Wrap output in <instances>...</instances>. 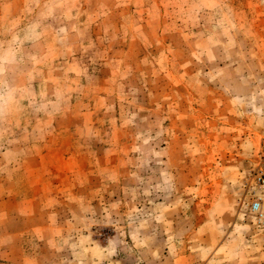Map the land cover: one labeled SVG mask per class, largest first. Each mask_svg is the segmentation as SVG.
I'll list each match as a JSON object with an SVG mask.
<instances>
[{
    "label": "rangeland",
    "instance_id": "1",
    "mask_svg": "<svg viewBox=\"0 0 264 264\" xmlns=\"http://www.w3.org/2000/svg\"><path fill=\"white\" fill-rule=\"evenodd\" d=\"M263 141L264 0H0V264H264Z\"/></svg>",
    "mask_w": 264,
    "mask_h": 264
},
{
    "label": "built area",
    "instance_id": "2",
    "mask_svg": "<svg viewBox=\"0 0 264 264\" xmlns=\"http://www.w3.org/2000/svg\"><path fill=\"white\" fill-rule=\"evenodd\" d=\"M251 184L253 189H257L261 194L251 192L253 199L250 201V211L258 217L259 220L264 221L263 205L264 201V141L260 145L257 160L251 168L250 172ZM252 190V189H251Z\"/></svg>",
    "mask_w": 264,
    "mask_h": 264
}]
</instances>
